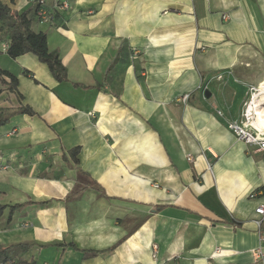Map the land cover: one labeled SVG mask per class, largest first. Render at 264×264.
Wrapping results in <instances>:
<instances>
[{
  "label": "crops",
  "instance_id": "0c3cea01",
  "mask_svg": "<svg viewBox=\"0 0 264 264\" xmlns=\"http://www.w3.org/2000/svg\"><path fill=\"white\" fill-rule=\"evenodd\" d=\"M2 1L29 11L68 81L0 52L22 95L0 79V107L35 111L0 127V204L21 205L0 243L31 245L36 264H263L264 152L228 125L264 90V0H67L52 23ZM74 147L102 192L69 199Z\"/></svg>",
  "mask_w": 264,
  "mask_h": 264
},
{
  "label": "trees",
  "instance_id": "16d2710c",
  "mask_svg": "<svg viewBox=\"0 0 264 264\" xmlns=\"http://www.w3.org/2000/svg\"><path fill=\"white\" fill-rule=\"evenodd\" d=\"M14 1L15 0H11V3ZM55 2H60V0H56L54 3ZM54 3H52L49 7V10L51 11V23L54 22L57 12H61L58 6L54 5ZM35 7L37 12L38 6L36 5ZM4 41L9 42V48L6 52L10 57L16 58L26 53H33L38 56L42 63L48 66L53 77L58 82L68 81L67 68L62 63L59 52L56 50H49L47 34L45 32H37L32 28V20L29 16V11L25 10L21 13H15L8 3L0 0V44ZM0 52L3 51L0 50ZM0 79L3 83L8 84V89L10 91L16 92L19 97L22 98V95L17 89L18 78L14 74L8 70H3L0 67ZM6 79H8V82ZM20 113L34 115L35 111L29 106H20L13 109L0 107V127L6 124L12 116ZM79 152L80 147H74L67 150L64 156L65 160H71V165L78 169V175L75 183L76 190L69 197V199L78 197L88 187L100 189L102 192V188L99 186L98 182L88 173L79 168ZM46 202L47 201L42 202V204H46ZM19 207H21L20 204H0V219L4 215L5 211L8 210V222H10L12 220V214ZM30 248L31 245L28 244L5 246L0 243V264H36L33 260L27 262L23 259V255L28 252ZM83 252L84 257L89 254H98V252Z\"/></svg>",
  "mask_w": 264,
  "mask_h": 264
},
{
  "label": "built area",
  "instance_id": "2783aa9c",
  "mask_svg": "<svg viewBox=\"0 0 264 264\" xmlns=\"http://www.w3.org/2000/svg\"><path fill=\"white\" fill-rule=\"evenodd\" d=\"M34 2L37 8V17L40 23H51V11L49 7L51 4L48 3L47 0H31ZM59 3V4H58ZM54 5L58 6V8L62 11H67L70 8V4L67 0H62L60 2H55ZM9 48V42L4 41L0 44V50L5 52ZM136 54V53H135ZM257 91L256 88H253L252 91ZM254 92H252V96ZM188 99V95L183 97V101L186 102ZM250 102L247 104L244 112L242 124H238L237 122H230L228 127L235 134L237 139L249 146L253 147L255 152H264V132H262L259 128L253 125V122L250 120L248 115V108ZM189 159H192V155H189ZM8 168V164L5 162L4 157L0 154V170H5ZM209 168L211 166L209 165ZM257 192L254 191L252 193V197L256 196ZM256 217L254 221L257 225L259 232V240L261 243H264V203L259 204L255 209ZM253 256L257 261H260L264 264V250L261 247H258L253 251Z\"/></svg>",
  "mask_w": 264,
  "mask_h": 264
},
{
  "label": "bare ground",
  "instance_id": "6f19581e",
  "mask_svg": "<svg viewBox=\"0 0 264 264\" xmlns=\"http://www.w3.org/2000/svg\"><path fill=\"white\" fill-rule=\"evenodd\" d=\"M251 102L248 108L249 118L254 126L264 132V90L254 92Z\"/></svg>",
  "mask_w": 264,
  "mask_h": 264
},
{
  "label": "rangeland",
  "instance_id": "374dc122",
  "mask_svg": "<svg viewBox=\"0 0 264 264\" xmlns=\"http://www.w3.org/2000/svg\"><path fill=\"white\" fill-rule=\"evenodd\" d=\"M257 87H258V85L255 86V88H257ZM252 92H256V91L254 90V91H252ZM252 92H251V94L249 95L248 99L243 103L242 108H246L247 104L250 102Z\"/></svg>",
  "mask_w": 264,
  "mask_h": 264
},
{
  "label": "water",
  "instance_id": "95a60500",
  "mask_svg": "<svg viewBox=\"0 0 264 264\" xmlns=\"http://www.w3.org/2000/svg\"><path fill=\"white\" fill-rule=\"evenodd\" d=\"M206 95H207V96H209V95H210V93H209L208 91H206Z\"/></svg>",
  "mask_w": 264,
  "mask_h": 264
}]
</instances>
